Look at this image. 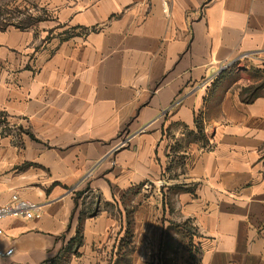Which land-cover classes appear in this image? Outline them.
<instances>
[{
    "label": "crops",
    "instance_id": "obj_1",
    "mask_svg": "<svg viewBox=\"0 0 264 264\" xmlns=\"http://www.w3.org/2000/svg\"><path fill=\"white\" fill-rule=\"evenodd\" d=\"M32 2L39 28L0 30V206L42 215L0 221V264L78 229L67 264L120 245L128 264H264V90L241 99L264 81V0Z\"/></svg>",
    "mask_w": 264,
    "mask_h": 264
},
{
    "label": "rangeland",
    "instance_id": "obj_2",
    "mask_svg": "<svg viewBox=\"0 0 264 264\" xmlns=\"http://www.w3.org/2000/svg\"><path fill=\"white\" fill-rule=\"evenodd\" d=\"M43 20H48V13L45 10H42L38 8L36 5H34L32 0H0V30H5L7 28H19V29H23L27 27L39 28L40 27L39 22ZM234 67L235 66H233V68ZM235 69L236 68H234L233 71ZM220 77L221 74L217 77V79ZM227 81L229 83L230 81H232V79L230 78ZM263 84L264 81L259 83L258 85L257 84L253 85V87L260 86ZM244 89L246 90V88ZM6 122H7L6 116L0 113V129H2L3 132L7 131L8 133H12L13 131H16L15 128L9 127L10 125H8V123ZM123 247H124L123 245L119 246V250L116 252L117 257L114 261L110 259L104 262V260H102L101 263L97 262L96 264H124V263L128 264L129 248H123ZM143 258L141 259L142 264L144 262Z\"/></svg>",
    "mask_w": 264,
    "mask_h": 264
},
{
    "label": "built area",
    "instance_id": "obj_3",
    "mask_svg": "<svg viewBox=\"0 0 264 264\" xmlns=\"http://www.w3.org/2000/svg\"><path fill=\"white\" fill-rule=\"evenodd\" d=\"M246 56L244 57V59ZM225 66H220L214 73L213 77L206 83L208 87H211L213 81L224 71ZM243 69V67L241 68ZM200 114H197L196 119H200ZM204 125V122H203ZM37 206L29 201L19 198L17 195H13L10 202L0 206V221L8 217H24L27 219L40 218L41 213L36 212ZM3 230L0 227V237L3 235ZM13 254V249L1 250L0 260L9 258Z\"/></svg>",
    "mask_w": 264,
    "mask_h": 264
},
{
    "label": "trees",
    "instance_id": "obj_4",
    "mask_svg": "<svg viewBox=\"0 0 264 264\" xmlns=\"http://www.w3.org/2000/svg\"><path fill=\"white\" fill-rule=\"evenodd\" d=\"M253 87V86H251ZM248 87L242 90L241 92V99L244 103H252L257 97L263 95V90H264V84L260 86H255L253 88ZM196 128H197V137L196 139L204 140V134H203V122L200 119H196ZM182 191H189V189H179ZM82 243V235H81V229H78L76 238L69 242L68 247L62 252L56 256L55 258L44 262L43 264H67V258H68V251L72 249L73 247H78ZM75 247V248H76Z\"/></svg>",
    "mask_w": 264,
    "mask_h": 264
}]
</instances>
